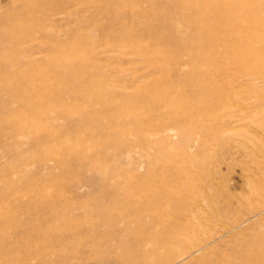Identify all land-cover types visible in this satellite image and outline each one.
I'll return each instance as SVG.
<instances>
[{"label": "rangeland", "instance_id": "1", "mask_svg": "<svg viewBox=\"0 0 264 264\" xmlns=\"http://www.w3.org/2000/svg\"><path fill=\"white\" fill-rule=\"evenodd\" d=\"M174 1L0 0V32L24 40L17 63L0 60L11 75L0 78V264H122L130 253L140 264H264V61L248 57L264 59V37L232 61L221 33L244 28L226 0L219 12L216 0ZM210 23L214 42L198 40ZM213 44L216 56L197 61ZM28 75L36 112L20 103L29 95L15 100ZM105 78L95 96L73 92ZM97 201L105 217L87 214ZM56 212L87 245L63 244L73 233Z\"/></svg>", "mask_w": 264, "mask_h": 264}, {"label": "bare ground", "instance_id": "2", "mask_svg": "<svg viewBox=\"0 0 264 264\" xmlns=\"http://www.w3.org/2000/svg\"><path fill=\"white\" fill-rule=\"evenodd\" d=\"M173 3H176V5L178 4L180 7H183L184 9L185 8H192V6H197L196 4H199V1H194V0H180L179 2H178V0H175ZM226 3H227V5L229 6V8H231V10H233V17H232V19L234 20H232L238 27H242V28H244L243 30H239V29H237V31H236V29L235 30H233V28H231L229 31H227V30H224V31H222V33H223V35H222V33H221V39L226 43V42H232L233 43V45L232 46H230V48L229 49H227L226 51L228 52V50L231 52V53H233V52H235V54H237V56L236 57H234V58H236L235 60L231 57V60L232 61H236V60H238L239 59V57L241 58V56H243V54H246V52L247 51H251V53L255 50V51H258V49L256 50V45H257V43L258 42H261L262 40H261V38L262 37H264V30H259L262 26H263V19H261V14L259 15V13H257V11L256 10H258V8H262V10H263V7H264V0H226ZM225 3V1L224 2H220L219 0H216L215 2L213 1L211 4H210V6L212 7V9L213 10H210V11H214V12H219V8H221V6L223 5V4H226ZM195 8H197V7H195ZM256 8V9H255ZM260 9L258 10V12L260 11ZM197 12H201V8H200V6H198V8H197ZM156 13L155 12H151L148 16H149V23L148 24H151V25H149L148 27H149V30H151V26H155V24H152V21L154 20V18H155V15ZM220 14V13H219ZM231 14V12L229 13V15ZM231 16V15H230ZM261 16V17H260ZM168 18V17H167ZM190 22H192V20L191 19H188ZM203 19H201V20H196V25L197 26H201V24H202V22L203 21H205V20H203ZM186 21V20H185ZM248 21H250V22H248ZM187 22V21H186ZM192 25V24H191ZM236 26V27H237ZM234 27V26H233ZM210 28H211V23H210ZM209 28V30H210V33L211 32H213V34H212V36H211V34L209 33V31H208V33H204V34H199V35H197V39L198 38H200V39H202V38H209L210 37V40L211 41H213V37H216V36H214L215 34H216V32L217 31H215V29H216V25H214L211 29ZM224 28V27H223ZM222 29V28H221ZM1 30V29H0ZM236 31V32H235ZM220 32V31H219ZM238 32V33H237ZM225 33H227V35L225 34ZM25 34V33H24ZM156 34V33H155ZM18 35V32H13V33H11V34H7L6 32H0V60H2V63H4V65L6 66V67H8V66H11V65H9V64H6V63H11V62H13V63H17L18 61H19V57L21 58V57H23V53H22V51L20 50L21 49V47H20V45H18V43H21L22 41H24V40H22V38L20 37H18L17 36ZM226 35V36H225ZM25 37V36H24ZM29 37V36H28ZM115 38V37H114ZM116 40H121V39H119V38H115ZM243 39V40H242ZM244 39H246L245 41L247 42H245L246 44H244L243 43V41H244ZM199 40V39H198ZM136 41V40H135ZM214 42V41H213ZM118 44H120L121 42H117ZM131 45H134V44H136V42H131L130 43ZM18 45V46H17ZM52 46V45H51ZM139 46V45H138ZM71 47H72V45H71ZM53 49V47H50V49ZM55 48H56V46H55ZM215 48H217L214 44L213 45H211V47L209 48V49H206L205 50V52H204V54H202V55H200L199 57H197V61H200V60H203V61H205V60H207L209 57H214V56H216V54H217V52H219L218 51V49L216 50ZM49 49V50H50ZM69 50H72V49H69ZM253 50V51H252ZM216 52V53H215ZM260 52V51H259ZM74 53V52H73ZM139 53H141L140 55H143L142 54V52L141 51H139ZM138 53V54H139ZM248 53V52H247ZM258 53V52H257ZM262 53V52H261ZM254 54H256V53H254ZM253 54V55H254ZM257 55H259V54H257ZM239 56V57H238ZM260 56H263V55H260ZM260 56H259V58L255 55V56H249V53H248V57L249 58H251L250 60H256V63H259V62H261V61H264V59H263V57L262 58H260ZM47 57V56H46ZM58 61H59V56H58V54H57V51H56V49H54V50H52V51H49V53H48V59L46 60V61H44L45 63L47 62V64L49 65V67H50V69H51V71H53L54 69H55V66H56V64L58 63ZM194 62H196L195 60H194ZM37 67H38V65L37 64H34L33 62H31L30 63V65H29V71H31V74L34 72V71H37ZM5 69V68H4ZM7 70V69H6ZM9 70H11V71H13V72H16V74L15 75H18V74H20L21 72H20V70L19 69H16V68H14V67H11ZM49 73V72H48ZM8 74V72H5V73H0V78H1V81H9L10 82V79H9V77L11 76V75H7ZM258 72H253V75H255L257 78H259V76H258ZM32 77V75L30 76V75H28V77L26 78V79H24V80H22V83H18V90H17V94H15V100H19L20 98H21V96L22 95H24V94H27V95H29V97H30V100L28 101V100H20V103L22 104H24L25 105V107H27L28 108V110L29 111H31V112H36L38 109H39V106L41 105V103H42V99H41V96H35V93L37 92L36 91V89L34 88V86H32V80H33V78H31ZM44 77H45V74H44ZM256 77H254L255 79H256ZM8 82V83H9ZM62 83V81H60V84ZM10 84H8V85H5V86H9ZM106 85H108L109 86V84H108V81L106 80V78H105V80L104 79H97V80H93V81H91L90 80V83L89 82H87L86 84H85V87H78V86H76V87H74L75 89H74V93H78L79 95H81L82 94V92L85 90L86 91V93L88 94H91V95H94L95 96V94L97 93L96 92V87L98 86H100V87H105ZM105 91V90H104ZM96 92V93H95ZM106 92H108V91H106ZM96 97H100L99 95H97ZM137 100H138V98H137ZM45 101H47V100H45ZM44 100H43V102H45ZM3 105H5L4 103H2ZM1 106V105H0ZM43 106V105H42ZM2 107V106H1ZM200 109V108H199ZM69 110V109H68ZM200 113L202 112V111H199ZM130 113H132L131 115H132V119H135L136 121H137V118H138V115L135 113V112H133V111H130ZM264 116V115H263ZM249 119V118H248ZM260 119V118H259ZM134 120V121H135ZM253 120V119H252ZM252 122V121H251ZM260 121H258V123H259ZM134 123H136V122H134ZM140 122L139 121H137V124H139ZM257 123V122H256ZM143 124V123H142ZM142 124H139L137 127L138 128H140L141 127V125ZM257 125V124H256ZM261 125V124H260ZM143 126V125H142ZM144 126H145V124H144ZM143 126V127H144ZM142 127V128H143ZM137 128V129H138ZM141 129V128H140ZM140 129H138V130H140ZM44 155L46 154V152L45 151H43L42 152ZM3 170V169H2ZM4 171V170H3ZM114 191V190H113ZM116 191V190H115ZM108 192V191H107ZM117 192V191H116ZM105 193V192H104ZM113 193V192H112ZM128 193V192H127ZM132 193H134V192H132ZM43 193H41V195H42ZM106 194V193H105ZM117 194V193H116ZM129 194V193H128ZM135 194V193H134ZM134 194H132L133 196H134ZM112 195V194H111ZM111 195H110V197H111ZM114 196H115V194H113ZM112 195V196H113ZM119 195V196H118ZM117 196L119 197V198H121V195L120 194H118ZM40 196V195H39ZM109 196V195H108ZM131 196V195H130ZM132 196V197H133ZM43 197V196H42ZM45 197V196H44ZM44 199V198H43ZM45 200V199H44ZM41 201H42V198H41ZM105 204H99V202L97 201L96 202V205H95V207L92 209V208H89V207H87V214H89V213H97V214H99L98 215V217H101L102 215H100V213H102L103 214V212H102V210L104 211V207L106 206H104ZM108 206H106L105 207V209L107 208ZM108 211V210H107ZM54 212V211H53ZM53 212H50V215L53 213ZM62 212V211H61ZM106 212V211H105ZM57 213V212H56ZM107 213V212H106ZM58 214V216L60 217L59 218V221L61 222H59L61 225H59V227H61V229L63 228V229H70V231H72L71 232V236H72V238H69V239H66V241H64V245H66V246H70L69 244H74V246H76L77 245V247L78 246H85V245H87V243L86 242H83V241H78V240H76V238L75 237H77L78 235V233H76V230H78L77 229V224H72L73 222H71V220H69L68 218H67V216H68V214L66 215L65 213H63L64 214V216H63V214L62 215H60L59 213H57ZM49 215V216H50ZM93 216H94V214H92ZM105 214H103V217H105L104 216ZM108 215V214H107ZM52 216L54 217V215H51V217L50 218H52ZM55 216H57V215H55ZM97 215H95V217H96ZM111 216V215H110ZM113 216V215H112ZM57 218V217H56ZM54 219H55V217H54ZM96 219H97V217H96ZM99 219V218H98ZM56 220V219H55ZM106 220V219H105ZM104 220V221H105ZM107 221H109L108 220V218H107ZM102 223V222H101ZM101 223H99V224H101ZM99 224H97V225H99ZM58 225V224H57ZM109 225V224H108ZM111 225V224H110ZM113 225V224H112ZM80 226V225H79ZM79 226H78V228H79ZM81 227V226H80ZM95 227V226H94ZM98 227V226H97ZM59 229V228H58ZM61 229H59L61 232H64L65 230H61ZM97 230V229H96ZM99 230V229H98ZM67 231V230H66ZM94 231V233L91 231V233H92V237L91 238H89V239H87V241H90V244H93V245H98L99 244V241H95V239H99V237L97 238L96 237V235L98 234V232L97 233H95V229L93 230ZM69 233V232H68ZM182 235L183 234H174L173 236H171V237H168V239H169V241L170 240H177V239H180V238H183L182 237ZM91 236V235H90ZM162 239V238H161ZM184 239V238H183ZM182 239V240H183ZM101 240V239H100ZM163 240H161V242H162ZM178 241V240H177ZM151 242V241H150ZM164 242H165V237H164ZM164 242H162V243H164ZM166 242H168L167 240H166ZM170 242H172V241H170ZM151 243H153V242H151ZM157 243V242H156ZM172 243H174V242H172ZM176 243V242H175ZM179 243H181V242H179ZM150 244V243H149ZM148 244V245H149ZM154 244V243H153ZM153 244H152V246H153ZM146 245V244H145ZM164 245H171V243L170 244H167V243H164ZM73 246V245H72ZM108 247H109V245H107ZM113 246V245H112ZM111 246V247H112ZM150 246V245H149ZM148 246V248H150ZM156 246V245H155ZM154 247V246H153ZM152 247V248H153ZM142 248V247H141ZM111 249V248H110ZM143 249H147L146 247L145 248H142V249H140V250H143ZM191 249H193V248H191ZM44 250V249H43ZM140 250H136L138 253H140L141 255H150V254H152L153 253V251H155V250H150V251H148L147 253H143V252H141ZM195 250V249H194ZM109 251V250H108ZM135 251V252H136ZM146 251V250H145ZM189 251H191V250H189ZM188 251V252H189ZM129 252V251H128ZM188 252H184V254H187ZM192 252V251H191ZM49 253L50 252H48V251H46V250H44V255H43V252H42V256H41V260H42V262H44V261H48V255H49ZM94 253V252H93ZM143 253V254H142ZM190 253V252H189ZM107 254H109V253H107ZM183 254V255H184ZM194 254V253H193ZM135 255V256H134ZM133 255V253L131 254H128V256H121V257H119L118 255H117V258H120V260H121V263L122 264H140L141 263V260L143 259V257H142V259L140 260L139 259V257L138 256H140V255H136V254H134ZM153 255V254H152ZM111 256V255H110ZM114 256V255H113ZM112 256V257H113ZM116 256V255H115ZM151 256V255H150ZM154 256V255H153ZM181 256V255H180ZM135 257H138V258H135ZM141 257V256H140ZM152 257V256H151ZM115 258V257H114ZM153 258V257H152ZM151 258V259H152ZM13 261H14V259L13 258H11ZM116 259V258H115ZM144 259L146 260H148V258L146 257H144ZM116 260H118V259H116ZM145 260H143V261H145ZM150 260V259H149ZM116 262V261H115ZM48 263H49V261H48ZM167 263V262H166Z\"/></svg>", "mask_w": 264, "mask_h": 264}]
</instances>
